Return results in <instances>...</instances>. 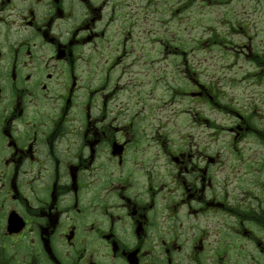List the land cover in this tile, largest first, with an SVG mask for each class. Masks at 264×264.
I'll use <instances>...</instances> for the list:
<instances>
[{"label":"flooded vegetation","instance_id":"1","mask_svg":"<svg viewBox=\"0 0 264 264\" xmlns=\"http://www.w3.org/2000/svg\"><path fill=\"white\" fill-rule=\"evenodd\" d=\"M127 6L0 0V264H264V113L196 78L177 130Z\"/></svg>","mask_w":264,"mask_h":264},{"label":"rangeland","instance_id":"2","mask_svg":"<svg viewBox=\"0 0 264 264\" xmlns=\"http://www.w3.org/2000/svg\"><path fill=\"white\" fill-rule=\"evenodd\" d=\"M122 1L129 2L127 8L135 21L123 62L131 60L139 67L146 60V67L168 73L164 81L170 85L154 86L155 96L166 100L171 124L177 130L189 120L188 115L174 118L183 106L179 93L188 91L196 78L215 82L219 93L230 99L245 95V111L251 112L250 121L258 125L255 115L264 113V0ZM121 35L124 40L123 30ZM179 61L185 62L180 69ZM168 93L169 103L164 97ZM193 108L201 110L203 119L206 115L217 124L225 120L219 111ZM185 111L196 113L191 108Z\"/></svg>","mask_w":264,"mask_h":264}]
</instances>
